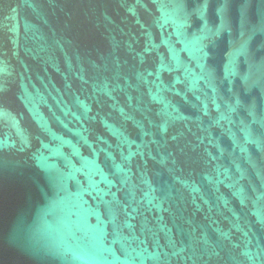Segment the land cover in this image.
Returning a JSON list of instances; mask_svg holds the SVG:
<instances>
[{"label": "water", "instance_id": "95a60500", "mask_svg": "<svg viewBox=\"0 0 264 264\" xmlns=\"http://www.w3.org/2000/svg\"><path fill=\"white\" fill-rule=\"evenodd\" d=\"M0 264H264V0H0Z\"/></svg>", "mask_w": 264, "mask_h": 264}]
</instances>
